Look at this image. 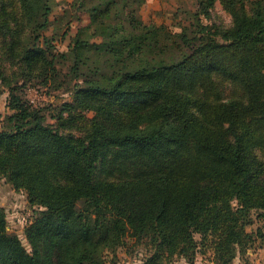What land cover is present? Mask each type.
I'll return each instance as SVG.
<instances>
[{
    "label": "trees",
    "instance_id": "trees-1",
    "mask_svg": "<svg viewBox=\"0 0 264 264\" xmlns=\"http://www.w3.org/2000/svg\"><path fill=\"white\" fill-rule=\"evenodd\" d=\"M96 1L90 26L112 45L79 72L78 33L69 59L46 35H69L66 9L52 19L54 0H0V97L11 112L0 177L40 209L24 227L28 250L0 207V264H115L138 246L141 264H193L200 248L214 264H249L264 239V0L177 5L178 31L142 23L136 0ZM217 3L228 25L206 22ZM66 86L73 99L53 122L25 96Z\"/></svg>",
    "mask_w": 264,
    "mask_h": 264
},
{
    "label": "rangeland",
    "instance_id": "rangeland-1",
    "mask_svg": "<svg viewBox=\"0 0 264 264\" xmlns=\"http://www.w3.org/2000/svg\"><path fill=\"white\" fill-rule=\"evenodd\" d=\"M54 2L55 6L51 18H55L62 13V10L66 9L69 13L66 19L71 22L69 35L64 40L60 41V33L55 30L46 33L48 36L53 35L58 41L56 43L58 53L69 59V55L72 56L73 53L68 52L67 44L70 40L75 39V35L78 33V38L83 40V43L76 49V53L74 54L79 65V72H87L95 66L102 65L106 48H109L112 43L108 38L109 31L94 30L90 26L93 12L98 6V2L96 0H90L82 6L79 5V0H54ZM194 3V0H136L131 7L134 9L136 17L142 21V23L146 25L165 24L172 30L178 31V24L185 21L182 15L180 18L181 20L178 17V20L174 19L172 12L177 5H180L184 10H191L194 7ZM206 22L215 23L217 25L220 23L228 25L230 23V17L221 5L217 3L212 18ZM59 60L65 61V59ZM66 63H69L68 60L65 61L63 67L65 71L67 68ZM25 96L32 101L36 107L43 109V112L47 115L48 121L53 122L50 115L54 107H57V105L64 101L72 100L74 92L70 86H66L59 90L30 88L25 92ZM6 98L7 91L0 97V129L3 127H10L7 118L11 112L6 106ZM82 110L88 117L92 115V112L87 109ZM255 154L259 159L264 161V152L257 150ZM0 207L5 211L7 231L16 234L29 250L30 247L24 237V227L33 219L37 211L40 210L39 207L31 205L28 202L26 194L23 191L14 190L3 177H0ZM258 225L259 223L254 219L252 225L247 228V231L255 230ZM143 255L144 250L140 246L134 247L128 252L120 250L118 252V260L115 264H139ZM211 255L212 250L210 248H200L194 262H196V264H213ZM182 259L183 258H175L172 264H182ZM233 264L244 263L240 262L239 259H235Z\"/></svg>",
    "mask_w": 264,
    "mask_h": 264
},
{
    "label": "crops",
    "instance_id": "crops-1",
    "mask_svg": "<svg viewBox=\"0 0 264 264\" xmlns=\"http://www.w3.org/2000/svg\"><path fill=\"white\" fill-rule=\"evenodd\" d=\"M247 256L249 264H264V239L261 241L260 244L257 243L254 248L248 250ZM182 260V264H188L185 259ZM139 264H141V262ZM193 264H196V262H194Z\"/></svg>",
    "mask_w": 264,
    "mask_h": 264
},
{
    "label": "built area",
    "instance_id": "built-area-1",
    "mask_svg": "<svg viewBox=\"0 0 264 264\" xmlns=\"http://www.w3.org/2000/svg\"><path fill=\"white\" fill-rule=\"evenodd\" d=\"M32 103V101H30ZM33 104V103H32Z\"/></svg>",
    "mask_w": 264,
    "mask_h": 264
}]
</instances>
